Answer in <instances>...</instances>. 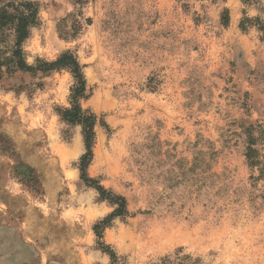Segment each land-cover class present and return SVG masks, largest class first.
<instances>
[{
  "label": "rangeland",
  "instance_id": "obj_1",
  "mask_svg": "<svg viewBox=\"0 0 264 264\" xmlns=\"http://www.w3.org/2000/svg\"><path fill=\"white\" fill-rule=\"evenodd\" d=\"M27 61L0 82V264H264V0H33ZM250 141L256 164H250Z\"/></svg>",
  "mask_w": 264,
  "mask_h": 264
},
{
  "label": "trees",
  "instance_id": "obj_2",
  "mask_svg": "<svg viewBox=\"0 0 264 264\" xmlns=\"http://www.w3.org/2000/svg\"><path fill=\"white\" fill-rule=\"evenodd\" d=\"M40 5L33 0H0V82L6 75H12L18 71L24 72H48L61 68H68L75 79L72 88L71 107L63 111L65 120L71 123L81 124L83 127L84 141L87 152L81 158L80 169L82 178L90 182L100 193L103 199L109 200L118 207L116 210L95 227L97 235L102 237L104 226L118 215L126 214V198L105 190L96 180L87 175V167L91 160L92 148L95 138V114L84 110L80 100L86 92V79L82 66L77 57L70 51L63 53L54 61L37 59L35 64L27 61L24 44L31 35L32 29L40 24ZM254 142L250 141L247 158L250 164H256V149ZM101 248L110 254L112 264L118 263V256L110 246L100 242Z\"/></svg>",
  "mask_w": 264,
  "mask_h": 264
}]
</instances>
